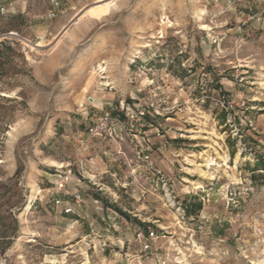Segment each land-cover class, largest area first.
Here are the masks:
<instances>
[{"label": "rangeland", "instance_id": "374dc122", "mask_svg": "<svg viewBox=\"0 0 264 264\" xmlns=\"http://www.w3.org/2000/svg\"><path fill=\"white\" fill-rule=\"evenodd\" d=\"M107 2L0 0V264H264V0Z\"/></svg>", "mask_w": 264, "mask_h": 264}, {"label": "bare ground", "instance_id": "6f19581e", "mask_svg": "<svg viewBox=\"0 0 264 264\" xmlns=\"http://www.w3.org/2000/svg\"><path fill=\"white\" fill-rule=\"evenodd\" d=\"M108 4H109V2H107L103 5H100L98 7H93L91 9H89L86 13L88 14V16H90L92 18H99L103 15H106L110 11L109 8L106 7ZM205 27H208V26L205 25Z\"/></svg>", "mask_w": 264, "mask_h": 264}, {"label": "built area", "instance_id": "2783aa9c", "mask_svg": "<svg viewBox=\"0 0 264 264\" xmlns=\"http://www.w3.org/2000/svg\"><path fill=\"white\" fill-rule=\"evenodd\" d=\"M78 198H77V201L79 200V196H77ZM153 235H154V232H150L149 234H147V235H145L144 233H140L139 234V236L141 237V239L143 240V241H145V244H144V249H148L149 248V240L153 237Z\"/></svg>", "mask_w": 264, "mask_h": 264}, {"label": "snow or ice", "instance_id": "6c2138e0", "mask_svg": "<svg viewBox=\"0 0 264 264\" xmlns=\"http://www.w3.org/2000/svg\"><path fill=\"white\" fill-rule=\"evenodd\" d=\"M117 3V0H110L109 4L106 6L109 8V10H111V8L115 7Z\"/></svg>", "mask_w": 264, "mask_h": 264}]
</instances>
